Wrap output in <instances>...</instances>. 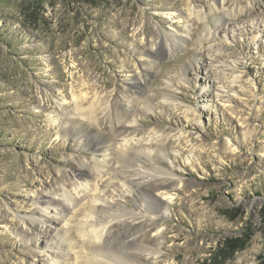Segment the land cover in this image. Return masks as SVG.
<instances>
[{"label": "rangeland", "instance_id": "374dc122", "mask_svg": "<svg viewBox=\"0 0 264 264\" xmlns=\"http://www.w3.org/2000/svg\"><path fill=\"white\" fill-rule=\"evenodd\" d=\"M63 186L75 205H47ZM94 196L145 264H264V0H0V264H90ZM135 210L152 241L121 231Z\"/></svg>", "mask_w": 264, "mask_h": 264}, {"label": "bare ground", "instance_id": "6f19581e", "mask_svg": "<svg viewBox=\"0 0 264 264\" xmlns=\"http://www.w3.org/2000/svg\"><path fill=\"white\" fill-rule=\"evenodd\" d=\"M223 3H220V7L217 8V6L214 4L211 8L212 10L215 12H219V9H221L223 7ZM231 11L230 9H225V13L224 14H220V12L218 13V20H223V19H227L229 16H231ZM205 31H208V29L205 28ZM172 43H176L175 40H171ZM222 82H225V78L222 77ZM230 85V84H229ZM76 103H77V99L73 98ZM86 99V98H85ZM80 100V99H78ZM76 109H73V114H77L78 110L80 109L79 105L76 104ZM147 105H145L144 107H146ZM89 109L88 112L90 113L89 115L92 116V119H90V122H95L97 123L99 126L100 124L104 123V120L107 119L108 117H111L113 120L112 123L109 121V126L111 129H113V131H117L119 130V134L123 133V130L121 131L120 129H123L124 126L119 125L122 121L120 120V113L121 112H116L114 109V104L110 103L108 100V97H101V96H97L95 97V101L94 104L89 105ZM60 115V114H58ZM58 115L56 113H49V124L53 125L55 123L58 122ZM79 115V114H77ZM64 118V117H63ZM72 123H76V118H70V116L67 118V121L65 123H63V126L66 125V128L70 127L72 125ZM131 123V122H130ZM118 125V128H117ZM126 145V144H124ZM124 153V152H123ZM121 153V155L123 154ZM82 166V170L84 172L85 170V165H83V163H81ZM99 167V166H98ZM81 175V174H79ZM79 175H77L79 177ZM77 177V178H78ZM167 182V180H166ZM168 185L169 187V183H161L159 185H157V187L155 186V188L157 190H159V192L161 194H165L166 193V189L165 187ZM78 187H82L83 189H85L86 187L83 185V183L79 184ZM86 192V191H85ZM83 192V193H85ZM49 193V201L47 202V205H52L55 209L58 207H64L67 208L70 205L74 206L75 205V198L72 196V194L68 191V189L65 188V186H63L61 188V192L55 193L54 191L50 190ZM92 203L88 206V210L86 213L83 214V219L84 222H79L78 226H77V230H78V234L84 239L86 237H88V241L90 243L93 244V246H91V255L92 258L88 260V263L90 264H106L105 260H109L111 262V264H145L149 261V259L152 260H156L158 255L161 253L160 250H158V248L153 249L151 246H146L141 252L138 251H134L132 248V245L130 242V240H127L126 237H117L119 238L118 240H120L119 242H112V241H108L107 240V244H110V246L106 247L107 245H105L104 243H106V239L104 237L106 231L109 229H111L113 227V222L112 220L116 219V218H120L119 216H123V214L119 215L120 213L118 211H110L109 209H101V206L99 207L100 209H97V207L94 205L93 202H98L99 199L97 198V196H94V198L92 199ZM171 199L168 198V201H170ZM72 206V207H73ZM139 209L141 210L142 207L138 206ZM63 208V209H64ZM103 208V207H102ZM165 204H164V208L161 211V213H164L166 211ZM48 207L46 206L45 208L41 209V211L44 213L43 217L46 216L48 212ZM61 209V208H60ZM87 209V208H86ZM140 210H135L127 219H122L121 220V224H120V228L122 229L121 231L124 232V234H127L126 232L131 229V227H138L141 226L142 229H144L145 232V236L147 239H150L152 234H150V226H152L153 224V218L151 216H147L144 217V215L139 212ZM62 211V210H61ZM94 212L98 213H104L102 216H96L95 214H93ZM101 215V214H100ZM119 215V216H118ZM121 216V217H122ZM39 217V216H38ZM38 217H29L28 219H22L21 223V227L24 228V230H28V231H32L33 228V224L34 222L38 221ZM42 217V216H41ZM131 219V220H130ZM143 219V220H142ZM40 221V220H39ZM42 221V220H41ZM143 221V223H141ZM88 227V229H87ZM75 229V228H74ZM120 231V232H121ZM119 232V233H120ZM122 233V232H121ZM120 233V234H121ZM116 235V234H115ZM114 235V237H115ZM123 235V233H122ZM65 238L70 239L71 235H68L67 233H65ZM87 241V242H88ZM148 241H152L151 239ZM147 242V241H146ZM105 246H104V245ZM106 247V248H105ZM132 248V249H131ZM135 249V248H134ZM153 255V257H152ZM61 261V260H60ZM48 264H59V260L58 263L55 261H52V259L49 261Z\"/></svg>", "mask_w": 264, "mask_h": 264}]
</instances>
